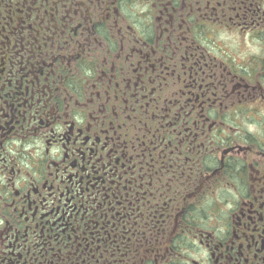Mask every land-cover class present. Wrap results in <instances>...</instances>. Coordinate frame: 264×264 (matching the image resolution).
Instances as JSON below:
<instances>
[{
    "label": "flooded vegetation",
    "instance_id": "flooded-vegetation-1",
    "mask_svg": "<svg viewBox=\"0 0 264 264\" xmlns=\"http://www.w3.org/2000/svg\"><path fill=\"white\" fill-rule=\"evenodd\" d=\"M0 264H264V0H0Z\"/></svg>",
    "mask_w": 264,
    "mask_h": 264
}]
</instances>
